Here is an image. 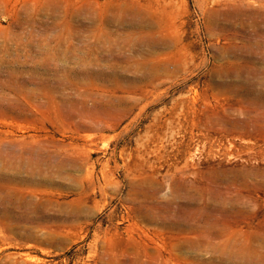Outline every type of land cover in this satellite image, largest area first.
I'll use <instances>...</instances> for the list:
<instances>
[{
	"label": "rangeland",
	"instance_id": "rangeland-1",
	"mask_svg": "<svg viewBox=\"0 0 264 264\" xmlns=\"http://www.w3.org/2000/svg\"><path fill=\"white\" fill-rule=\"evenodd\" d=\"M0 264H264V0H0Z\"/></svg>",
	"mask_w": 264,
	"mask_h": 264
}]
</instances>
